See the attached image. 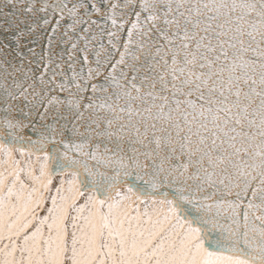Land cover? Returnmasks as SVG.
Segmentation results:
<instances>
[{"label": "snow or ice", "instance_id": "1", "mask_svg": "<svg viewBox=\"0 0 264 264\" xmlns=\"http://www.w3.org/2000/svg\"><path fill=\"white\" fill-rule=\"evenodd\" d=\"M0 264H264V0H0Z\"/></svg>", "mask_w": 264, "mask_h": 264}]
</instances>
